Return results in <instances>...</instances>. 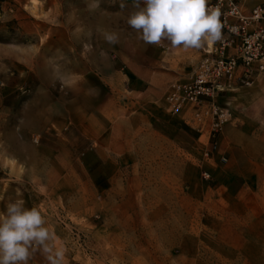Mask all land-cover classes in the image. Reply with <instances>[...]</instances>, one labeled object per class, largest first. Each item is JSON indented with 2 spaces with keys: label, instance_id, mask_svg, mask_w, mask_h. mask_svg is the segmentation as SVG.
Masks as SVG:
<instances>
[{
  "label": "rangeland",
  "instance_id": "rangeland-1",
  "mask_svg": "<svg viewBox=\"0 0 264 264\" xmlns=\"http://www.w3.org/2000/svg\"><path fill=\"white\" fill-rule=\"evenodd\" d=\"M48 2L46 16L41 0L24 11L0 0V213L15 200L37 207L65 264H264V184H217L227 160L204 156L196 132L163 105L169 90L157 86L164 95L152 108L134 106L143 98L129 92L127 62L96 57V7L106 27L132 0ZM84 10L85 32L65 27ZM28 11L39 22L25 27ZM103 135L129 138L119 174L111 157L103 165ZM16 141L39 151V168L12 157Z\"/></svg>",
  "mask_w": 264,
  "mask_h": 264
},
{
  "label": "crops",
  "instance_id": "crops-1",
  "mask_svg": "<svg viewBox=\"0 0 264 264\" xmlns=\"http://www.w3.org/2000/svg\"><path fill=\"white\" fill-rule=\"evenodd\" d=\"M24 11V4L27 0H18ZM243 11L249 14L252 9L264 2V0H239ZM52 10L51 3L48 0H41V5L36 9L38 15L45 13L47 16ZM133 10L128 11V15L116 17L112 16V22L104 23V6L96 7L95 11V51L96 57L104 59V54L113 52L119 60L127 62V72L122 73L128 83L131 84L129 92L134 95L140 94L143 101L132 102L134 106L137 104L144 108H152L155 99H161L163 92L169 90L170 85L178 80H184L188 77L190 72L197 66V64L206 56V52L216 43L205 42L201 48H188L182 46L172 47L169 43L164 42L162 46L146 45L142 40L138 39L134 30L127 25V18ZM29 12V11H28ZM27 17L23 18V24L26 27L28 24L36 25L39 21L36 20L35 14L29 12ZM85 16L82 17L80 11L79 24L65 23V27L72 29L79 27L81 32H85L87 28V11L84 10ZM37 15V16H38ZM32 17L34 19H32ZM32 19V20H31ZM83 19V20H81ZM122 19V20H121ZM37 22V23H36ZM41 24L44 22L40 21ZM23 26V27H24ZM109 32H116L119 35V42L117 44H109L105 39V34ZM69 43L71 42L68 40ZM80 43H86L82 33H80ZM87 44V43H86ZM230 53L233 50L229 51ZM81 60H82V56ZM97 59V60H98ZM100 61V60H98ZM144 63H141V62ZM160 62V71L157 73L153 71V62ZM86 69V64L85 67ZM97 74L103 79L105 71L99 63ZM254 81L251 85H241L237 79L232 81L225 80L223 91L220 93L218 101L224 106H228L231 111V119L225 125L222 134L218 140V150L210 152L208 133L199 130L198 125L191 121L192 112L189 108L182 113L176 115L184 123H186L203 142L202 150L206 158L210 161L215 159L221 160L227 157V161L223 165H219L217 170V184H264V72L255 71ZM159 86L160 89L157 87ZM166 105V100L163 102ZM168 110V108H167ZM169 111V110H168ZM101 136L99 153L101 160L108 163V158H112V163L115 172L119 174L123 171L120 163V147L121 149H129V138L114 139L105 138ZM18 141V140H17ZM16 141L15 147L10 148V152H14V159L21 162H32L33 166H39V151L35 148L31 149V154L21 151L20 144ZM135 141V138L133 139ZM8 148L6 156H8ZM102 165V166H103ZM133 172L135 171V162H133ZM119 180V175L117 176ZM119 182V181H118ZM18 184V183H16ZM228 189V187L226 188ZM237 199L242 201L240 204L244 208H248L245 201L239 194ZM52 248V254L55 253V248ZM49 253H45L43 248L36 246L32 251L28 264H50L48 259ZM60 264H65L60 261Z\"/></svg>",
  "mask_w": 264,
  "mask_h": 264
},
{
  "label": "built area",
  "instance_id": "built-area-1",
  "mask_svg": "<svg viewBox=\"0 0 264 264\" xmlns=\"http://www.w3.org/2000/svg\"><path fill=\"white\" fill-rule=\"evenodd\" d=\"M208 6L220 12L221 37L186 79L171 84L166 95L172 114L189 108L191 121L208 133L207 155L218 150L219 137L231 119L230 108L218 101L224 81L237 79L241 85L249 86L255 71L264 72V2L249 14L239 0H208ZM204 176L210 178V173Z\"/></svg>",
  "mask_w": 264,
  "mask_h": 264
},
{
  "label": "clouds",
  "instance_id": "clouds-1",
  "mask_svg": "<svg viewBox=\"0 0 264 264\" xmlns=\"http://www.w3.org/2000/svg\"><path fill=\"white\" fill-rule=\"evenodd\" d=\"M133 11L127 25L146 45L201 48L221 37L220 12L208 6V0H132ZM109 44H117L116 32L105 34ZM45 218L37 207L27 208L15 200L0 213V264H28L36 246L49 253L50 264H60L64 250L47 244L52 238Z\"/></svg>",
  "mask_w": 264,
  "mask_h": 264
}]
</instances>
